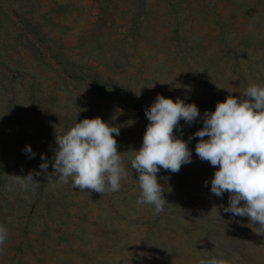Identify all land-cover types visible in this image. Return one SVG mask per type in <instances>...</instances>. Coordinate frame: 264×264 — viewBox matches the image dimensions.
<instances>
[{"label":"rangeland","instance_id":"obj_1","mask_svg":"<svg viewBox=\"0 0 264 264\" xmlns=\"http://www.w3.org/2000/svg\"><path fill=\"white\" fill-rule=\"evenodd\" d=\"M251 85H264V0H0V264H264V235L223 211L229 194L211 193L216 168L195 152L205 111ZM157 95L201 114L174 129L192 160L157 173L161 214L137 204L131 168ZM95 117L120 129V190L48 181L56 135ZM29 172L38 187L21 191Z\"/></svg>","mask_w":264,"mask_h":264},{"label":"clouds","instance_id":"obj_2","mask_svg":"<svg viewBox=\"0 0 264 264\" xmlns=\"http://www.w3.org/2000/svg\"><path fill=\"white\" fill-rule=\"evenodd\" d=\"M241 93L245 99L230 95L217 102L214 111H205L203 127L194 133V137L200 138L195 152L200 160L216 168L211 179V193L218 197L225 192L229 194L228 205L223 211L247 217V226L256 235H264V85H251ZM145 115L149 123L131 168L139 173L137 204L153 205L155 213L161 214L168 202L157 173L161 168L178 173L183 164L192 160L187 142L176 137L174 129L179 127L181 120L191 125L201 114L194 103L157 95ZM113 134H120L119 127L99 117L85 118L65 134H57L58 148L48 181L57 176L54 180L61 183H68L71 178L72 187L80 191L101 194L119 191L128 171ZM24 151L29 158H34L30 145H26ZM41 160L40 169L46 172L49 161L43 153ZM35 181L33 172H29L26 176L15 175L13 182L26 192L35 191L38 187ZM6 188L12 191L11 185ZM8 235L7 227L0 225V253ZM199 264H221V261L212 257L200 259Z\"/></svg>","mask_w":264,"mask_h":264}]
</instances>
